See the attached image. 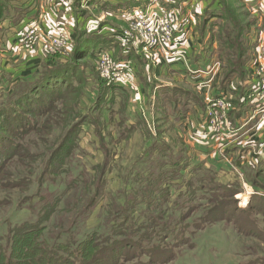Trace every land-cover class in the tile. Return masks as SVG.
<instances>
[{
  "label": "rangeland",
  "instance_id": "obj_1",
  "mask_svg": "<svg viewBox=\"0 0 264 264\" xmlns=\"http://www.w3.org/2000/svg\"><path fill=\"white\" fill-rule=\"evenodd\" d=\"M51 1L34 0V3L40 9H44L49 6ZM85 1L83 0L80 4L76 2L75 6L77 14L84 17V21L86 19L87 22L85 24L79 21L76 23V27L84 26L81 29L88 31L90 22L100 24L104 23L102 22L104 19L101 18L102 14L100 15L102 10L95 6L93 0L84 4ZM197 1L201 4H208L207 0ZM214 1L219 3L220 0ZM225 2L236 13L238 23L242 27L244 26L243 33L249 30L250 33L257 35L258 40L264 41V15L258 9H254L252 5L260 3V0H225ZM6 4V0H0L1 9V6L7 7ZM81 4L82 6H80ZM61 11L62 13L59 12V14L61 22H63L66 15H64L63 9ZM92 14L99 18H95ZM199 19L201 23L196 21V30L199 28V33L202 34L206 29L213 37L208 38L206 46L211 49L216 42V47L212 49L214 51L210 52V57L214 59L212 62L219 63L214 71L212 89L215 88L216 91L233 99L236 96L234 95L236 88L242 86L246 77L256 78V71L251 70L250 63V59L256 55V51L251 45L245 54L248 56V61L240 67V70L245 74L244 78H241L242 72L240 71L232 72L231 75L228 74L229 76L226 75L227 72L239 67L234 43L239 41L244 46L242 42L246 41L245 34H241L238 38L235 37V29L231 22L225 23L226 25L222 28H217L214 24H208V19V21H203V15L199 16ZM108 21L120 29H132L131 26L129 27V22L124 23V21L113 19H108ZM223 24L220 25L223 26ZM133 32L138 34V37L140 36L138 31ZM227 33H232L230 40L233 42L230 46V42L228 45L226 42L220 49L221 34ZM135 52L143 54L142 46H137ZM147 53L145 61L141 66L139 65L140 70L135 76V79L137 78L138 82L140 80L145 86H136L139 89L126 87L129 97L117 96V101L114 102V106L119 107L125 100V112L130 115V121H133L135 114H139L143 119V125L135 127L127 133L122 130L120 124L117 125L115 122L120 116V111L114 113V111L104 108V111L100 113L97 107L94 109L96 89L99 86L95 76L104 81L106 86L111 84H108V81L97 70L100 64L98 58L91 59L87 62L90 67L93 66V70L91 72L87 70V86L83 98L77 106V112L72 111L75 97L78 96L75 92L59 97L56 105L50 110L39 115L36 114L37 127L21 135L19 150L12 152L7 149L0 155V236L7 231L8 226H14L24 221H34L41 217L45 210H53L52 214H50L52 211L49 212L44 231L46 237L51 240L60 235L65 237V234L60 233L65 230H70L69 234L80 239L93 228H98L101 232L108 231L110 227V231L115 232L118 228L115 235L116 240L131 239L134 242L133 249H123L122 253L127 257L122 264H133L136 259L148 264H260V260L264 259V215L260 213L264 211V206H261L259 210H253L259 214L254 215L252 221H248L250 218L248 219L246 213L236 211L230 220L227 219L225 213L220 222H213L192 231L191 223L196 222L199 218L204 219L207 216L205 210L209 211L210 205L205 201H194L184 205L181 196H178L180 189H183L182 183L191 175L190 169L183 171V175L177 182L174 181V184L179 186H176L177 189L171 185L170 205L161 201L164 202V210L161 209L160 216L161 221L165 222V227H157V233L154 229L151 238H147V240L144 236H140L143 230H138V233L129 230L128 226L131 227L135 224L134 229L137 228L139 224L149 218V215L157 216L152 209H148L145 202L147 189L154 186L149 174L152 173L153 178L157 176L159 168L170 156L180 158L186 154L190 161L198 158L196 155L198 153L194 154L191 139L193 135L191 134L195 132L194 128L201 130L204 125L206 127L209 112L206 104L207 94L198 88V78L194 85V80L190 78L189 72H187L188 76L182 79L165 74L158 70L157 64L161 60L160 55L150 51ZM144 56L146 55L144 54ZM199 61L200 58L197 56L192 60V63L197 64L196 67H200ZM188 63L190 65V62ZM19 64L20 62L17 63V65ZM208 66L209 64L204 69H196L204 71ZM201 74L204 75V73H196L191 77L201 76ZM13 76V74L3 76L10 85V89L6 90L2 82L0 100L3 92H11L15 83L23 81L19 77L17 80H13ZM138 82L136 81L137 84ZM169 83L182 87L184 90L193 91L203 104L178 105V108L172 109L171 96L168 100H164L156 92L157 88L161 86H171ZM221 86L226 91L222 92ZM178 109L185 111V117H181L182 123L179 124L173 121L176 113L179 112ZM197 113L200 116L199 119L196 118ZM87 115L102 125L100 135L105 145L104 150L98 148L93 124H85L82 127L76 145L72 144V138L65 141L68 138L69 129ZM251 132L252 135H247V138L240 140L239 144L240 142L243 145L251 144L253 146L248 149L251 152L255 150L256 153H259L260 148L258 147L264 145V115H261ZM166 148L169 150L166 151ZM222 155L226 156L224 152ZM63 156H68V158L64 166L59 167L57 171L56 161ZM204 161L202 166L205 168L206 160L204 159ZM260 161L251 162L248 165L249 169L241 167L243 169L239 170L234 166L235 170L232 169V173H221L214 170L217 172V179H220L221 182L225 180L223 178L227 177L226 182L223 181L224 183L237 184L241 187V193L248 194L253 189L249 177L253 176L255 179V175L260 174L257 178L264 182V168L259 173H257L258 170H255ZM232 164H234L233 161ZM157 194L155 192L154 195L153 192L151 197L155 198ZM239 194L236 195L238 199L240 198ZM176 198L180 201L179 204L173 203ZM241 199H239L238 206L244 207L242 204L248 198L245 201L242 199V202ZM151 200V203H157L155 199ZM132 201L135 203L133 204ZM167 208L168 210H166ZM120 211H125L131 221L128 225L123 226L121 223L116 227L118 219L116 213ZM249 222L252 223V229L247 230L248 227L245 226ZM112 223L114 224L111 225ZM184 226H188L187 233H183ZM123 227L126 228L121 230ZM243 230H247L248 233L244 234ZM130 233H133L132 236ZM146 246L156 247L153 249L156 254L150 258L147 253L143 254L140 249ZM160 250L166 253L169 250L170 259L165 262L162 260L157 262L156 258L161 254L158 253ZM107 261L108 264H116L114 259ZM247 261L249 263H246Z\"/></svg>",
  "mask_w": 264,
  "mask_h": 264
},
{
  "label": "trees",
  "instance_id": "obj_2",
  "mask_svg": "<svg viewBox=\"0 0 264 264\" xmlns=\"http://www.w3.org/2000/svg\"><path fill=\"white\" fill-rule=\"evenodd\" d=\"M180 1L176 0V2ZM132 4L133 6L138 5L139 2L134 1ZM217 4L219 8L212 10L205 9L203 11V21L214 19L209 24H214L217 28H222L226 25L225 23L231 22L235 29V37L238 38L241 34H245L246 41L242 42L244 46L239 41L234 43L239 67H236L235 70L233 69L229 73L227 72L226 75H231L232 72L238 73L237 71L242 72L240 67L244 66V63L248 61V56L245 54L251 45L255 48L258 40L257 35L250 33L249 30L243 33L245 30L243 28L244 26L242 27L238 23L236 13L226 4L225 0H220ZM221 23H224L223 26L220 25ZM221 35L220 49L226 42L227 45L230 42V46L231 42H233L230 40L232 33ZM210 37L213 38L212 36ZM112 46L114 44L107 36L89 34L85 29L76 28L75 41L67 56L61 57L47 54L46 59L37 70L26 76L23 81L15 83L11 92H3L0 100V155L7 149L12 152L19 150L21 135L37 127L38 121L36 120V114L39 115L50 110L51 107L56 105L59 97L75 92L78 96L75 97V104L73 105L72 111L76 113L77 106H79V102L83 98L85 87L87 86V70L89 72L93 70V66L90 67L87 61L96 59L100 51L111 48ZM240 76L244 78L245 74L242 72ZM95 80L99 86L96 89L94 109L97 107L100 113L104 111V108H108L110 111H114V113L120 111V116L117 117L115 122L117 125L120 124L122 130L127 131V133L135 129V127L143 125V119L139 114H135L132 119L133 121H130V115L125 112V100L124 102L122 101V106H114V102L117 101V96H121L122 98L129 97V91L125 86L113 84L106 86L105 82L101 81L97 76H95ZM222 88L224 87L221 86ZM157 89L156 92L160 98L168 100L171 96L170 103L172 109H176L178 105L191 106L193 103L197 105L203 104L193 91L184 90L177 85H171L169 87L161 86ZM246 96L247 93L240 88L239 93L233 99L231 98V100L235 103V106H243L247 103ZM178 111L173 121L179 124L180 122L182 123L181 117H185V111L179 109ZM233 112H237L236 109ZM172 114L173 111L171 112ZM85 124H93L98 148L104 150L105 145L100 135V127L102 125L92 120L89 115L82 117L69 129L68 138L65 141H69L72 138V144L76 145L78 143L79 133ZM120 135H122V132H120ZM168 150L166 148V151ZM67 158L68 156H63L56 161L55 168H57V171L59 167L64 166ZM190 165V158L186 154H183L180 158L170 156L159 168V174L157 176L153 178L151 176L152 173L149 174L154 186H150L151 188L147 189L145 202L147 203L148 209H152L157 216L149 215V218L139 224L137 228L134 229L135 224L131 227L128 226L129 230L133 233H138V230H143L140 236H144L147 240V238H151V233L154 229L157 233V227H165V222L161 221L162 218L160 216L161 209L164 210L163 203L165 202L166 205H170L171 185L177 189L176 186H179L175 185L174 181L177 182L179 177L183 175V171L187 169H190L189 172L191 175L182 183L183 189H180L178 193V196H181L183 204L188 205L194 201H205L210 205V210H205V215L207 216L204 219L199 218L196 222L191 223L190 227L193 228L192 231L201 229L205 225L212 224L213 222H220L225 213L229 220L236 211L246 213L248 219L250 218L248 221H252L254 215L259 214L253 210H259L261 206H264V182L257 178L260 174H256L255 179L253 176L249 177L255 192L250 195L247 204L244 207H240L238 206L239 199L236 197L237 194L241 193V187L239 185L221 182L220 179H217V172L212 167L204 168L202 165H199L195 167L191 166L190 168ZM262 168H264V159L258 163L255 170H258L257 173H259V171L262 172ZM147 181L149 182V180ZM256 191H259V193ZM153 192L154 195L155 192L158 193L157 197H151ZM151 199H155L157 203H151ZM132 203L134 204L135 201H132ZM173 203L179 204L180 201L176 198ZM227 209L228 212H226ZM49 212L52 214L53 210H45L43 215L34 221H24L14 226H8L7 231L0 236V264H108L107 260L110 261L111 259H114L116 264H122L127 257L126 254L122 253L123 249H133L134 242L131 239H125L126 242L125 240H116L115 235L119 229L117 228L114 232L110 231L111 227L108 231L104 232H101L98 228H93L80 239H76L72 234H69L68 231L70 230H65L60 232L61 234H65V237L60 235L51 240L44 233ZM260 213L264 215V211ZM116 214H118V219L115 224L116 227L121 223H123V226L130 223L129 215L125 211H120ZM167 226H169V223H167ZM245 227H248L247 230L252 229V223L249 222ZM125 228L123 227L121 230ZM187 228L188 226L183 227V233H187ZM247 230H243L244 234L248 233ZM133 233H130V235L132 236ZM135 247L137 246L135 245ZM153 249H156V247L146 246L140 250L143 254L147 253L150 258L156 254ZM158 253L161 254L157 256V262L161 260L165 262L171 257L169 250L167 253L163 252V250H160ZM263 262L264 259H261L260 264ZM246 263H249V261ZM133 264L148 263L136 259Z\"/></svg>",
  "mask_w": 264,
  "mask_h": 264
},
{
  "label": "crops",
  "instance_id": "obj_3",
  "mask_svg": "<svg viewBox=\"0 0 264 264\" xmlns=\"http://www.w3.org/2000/svg\"><path fill=\"white\" fill-rule=\"evenodd\" d=\"M7 7L1 6L3 10L0 12V85L3 84V87L6 90L10 89V85L6 82L7 80L4 75L10 76L13 74V80L25 79L26 76L30 75L33 71L37 70L40 63L46 59L47 54L40 47L36 48L31 54H26L23 50L18 51L17 48L20 46V37L23 34L24 30L27 28L29 23H37L41 26L42 29H45L49 32H54L55 27L61 22V17L59 12L62 13L60 5L57 3L58 0H52L47 8L40 9L35 5L34 0H6ZM95 6L102 10V22L104 23H93L90 22L88 25L89 34H100L107 36L112 40L114 46L113 49L114 57L117 59H123L125 61L131 62L132 74L135 76L140 70L142 62L145 61V57L136 53L133 49H123L118 43L116 37L113 33L110 32V29L118 30L120 28L113 26V23L109 22L108 19L118 20L124 23L127 22L130 10L133 6V0H93ZM206 1V0H205ZM212 1V2H211ZM197 2V3H196ZM208 4H201L197 0H181L176 2V0H161V4L169 9L172 13L176 14V17L187 18L190 21V26L187 29L186 36L182 38V46H184L185 54L190 62V68L204 69L206 65H211L213 58L210 57V52L214 47H216V42L213 45V48L206 46L208 38L211 36L209 32L205 29L202 34L199 33V28L196 30V21L200 22L199 16L203 15L205 9H216L219 8L218 4L213 0H207ZM9 5V6H8ZM49 8V9H48ZM48 9V10H47ZM197 14V15H196ZM59 15V16H58ZM95 18L99 16L92 14ZM79 15L78 22H84L86 24V19L80 17ZM191 17V19H189ZM198 18V19H197ZM214 21L209 20L208 24ZM77 22V23H78ZM119 26V25H118ZM84 26L76 27L78 29L83 28ZM204 27V26H203ZM202 27V28H203ZM201 32V31H200ZM209 48V50H207ZM200 58L198 65L192 63V60L196 57ZM158 59V57H155ZM20 62L19 65L17 63ZM11 63V64H10ZM140 65V66H139ZM158 70L162 71L165 74H170L173 76L182 79L188 76L187 65L180 59L175 60H159ZM193 79V84L198 78L202 79L204 75H196L191 77ZM12 80V79H11ZM12 80V81H13ZM138 82L137 78L135 82ZM251 77H247L244 80L242 86H238L235 90L234 95H237L240 91V88L246 92L256 90V85L252 82ZM11 84V83H10ZM173 83H169L172 85ZM140 87L143 86L142 82L139 80L138 84ZM145 86V85H144ZM143 86V87H144ZM230 88V87H229ZM215 92L216 91L214 88ZM222 92L226 89H222ZM261 100L254 99L247 101L243 106H235L237 112L231 111L230 113V123L232 125V132L226 136L225 139H217L211 134H205V125L198 130H195L191 137L193 141V150L194 154L198 153L197 159L191 161V166L203 165L206 160L205 167L213 168L216 171L230 173L233 169H249V164L251 162L255 163L256 160L264 159V145L259 146L260 152L256 153L255 150L252 152L248 149L253 145H243L239 144V141L246 139L247 135H252L251 131L254 128L255 124L257 125L258 119L261 117V114H257L253 119H250L251 115L254 114L255 110L258 108ZM235 104V103H234ZM199 114H196V118L199 119ZM191 149V148H190ZM226 156L222 155V152ZM192 150V149H191ZM234 154V155H230ZM203 155V156H200ZM207 155V156H205ZM223 156V157H222ZM234 156V158H233ZM236 158V159H235ZM235 159V160H234ZM203 161V162H202ZM232 161L234 164H232ZM210 165V166H209ZM243 167V168H241ZM233 169V170H232ZM232 173V172H231ZM226 182V178H223ZM222 181V182H223ZM245 194V193H240ZM250 196H248L249 201Z\"/></svg>",
  "mask_w": 264,
  "mask_h": 264
},
{
  "label": "built area",
  "instance_id": "obj_4",
  "mask_svg": "<svg viewBox=\"0 0 264 264\" xmlns=\"http://www.w3.org/2000/svg\"><path fill=\"white\" fill-rule=\"evenodd\" d=\"M88 1L90 0H86L84 4ZM133 1H137L139 4L130 10L129 16L126 18L132 29L115 30L113 28L110 29V32L114 34L123 49L136 51L137 46H142L143 54H140L141 56L145 54L144 57H147V51L155 52L165 60L180 59L187 65V72L192 75L204 73V77L197 82L198 88L207 94L206 104L209 112L204 132L220 139L228 136L233 129L230 123V113L235 109V104L224 93L215 92L214 88L212 89L214 71L218 62L212 63L204 71L190 68L184 46H182V38L187 34L190 21L187 18L176 17V14L161 4V0ZM76 2L80 4L83 0H58L57 3L65 11L64 15L66 16L64 21L55 27L53 33L42 29L37 23H29L20 37V46L17 50L31 54L40 47L48 55L67 56L75 41L76 23L79 18ZM252 5L254 9H258L264 15V0ZM133 31H138L140 36L138 37V34ZM254 49L256 55L250 59V63L251 70L256 71V78L251 77L252 82L256 85V90H247L246 97L247 101L258 99L261 102L250 119H253L257 114L264 115V41L257 40ZM97 58L100 61L97 70L108 81V84L139 89L133 78L130 61L115 58L111 48L100 51ZM254 192L253 188L245 195L248 198ZM256 192L259 193V191ZM246 204L247 201L243 202L242 206Z\"/></svg>",
  "mask_w": 264,
  "mask_h": 264
},
{
  "label": "bare ground",
  "instance_id": "obj_5",
  "mask_svg": "<svg viewBox=\"0 0 264 264\" xmlns=\"http://www.w3.org/2000/svg\"><path fill=\"white\" fill-rule=\"evenodd\" d=\"M238 197L242 198L243 201L247 199V196L245 194H239Z\"/></svg>",
  "mask_w": 264,
  "mask_h": 264
}]
</instances>
